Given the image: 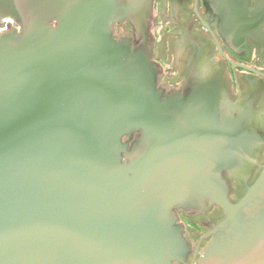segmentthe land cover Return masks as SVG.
Segmentation results:
<instances>
[{
	"label": "water",
	"instance_id": "1",
	"mask_svg": "<svg viewBox=\"0 0 264 264\" xmlns=\"http://www.w3.org/2000/svg\"><path fill=\"white\" fill-rule=\"evenodd\" d=\"M151 2L0 0L20 28L0 33V264H264L259 96L236 105L199 56L158 88ZM213 207L191 249L177 213Z\"/></svg>",
	"mask_w": 264,
	"mask_h": 264
},
{
	"label": "flooded vegetation",
	"instance_id": "2",
	"mask_svg": "<svg viewBox=\"0 0 264 264\" xmlns=\"http://www.w3.org/2000/svg\"><path fill=\"white\" fill-rule=\"evenodd\" d=\"M125 1V0H123ZM151 49V59L158 67L157 87L165 94L182 90L189 61L199 56L222 70L230 100L236 105L257 94L264 129V0H152L140 26ZM20 28L0 16V33ZM135 27L130 21L114 25L116 40L131 37ZM264 163V144L246 184L254 182ZM232 201L245 188L229 180ZM184 237L195 248L207 238L205 223L222 217L211 208L204 214L177 213ZM191 256L187 259L190 262Z\"/></svg>",
	"mask_w": 264,
	"mask_h": 264
}]
</instances>
